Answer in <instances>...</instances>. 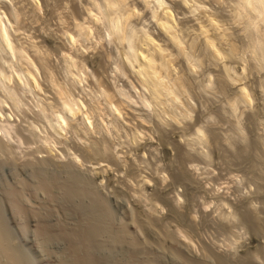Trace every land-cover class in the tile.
Returning a JSON list of instances; mask_svg holds the SVG:
<instances>
[{
	"label": "rangeland",
	"instance_id": "1",
	"mask_svg": "<svg viewBox=\"0 0 264 264\" xmlns=\"http://www.w3.org/2000/svg\"><path fill=\"white\" fill-rule=\"evenodd\" d=\"M165 1L174 5L177 28L185 26V41L197 35L202 9L192 13L179 7L180 0ZM205 1L210 9L226 8L223 0ZM94 4L96 0H0L9 35L24 50V56L17 54L9 63L0 50V66L9 71V64L25 65L35 74L31 84L18 77L8 81L17 104L0 85V264H77L86 245L82 231L95 235L93 243L102 249L97 254L108 258L106 263L118 264L126 250L113 244L112 235L125 229L128 238L143 245L140 218L151 220L174 238V247L197 259L218 254L230 264H264V70H249L243 79L252 91V102H243V83H221L223 77L209 61L190 66L167 36L159 35L161 45L175 51L174 71L184 74L186 85L178 99L153 103L135 70L123 68V45L102 21L93 22ZM145 5H138L133 25L160 34ZM76 19L95 25L91 37L78 44L69 37ZM88 54L94 59L97 54L99 62L92 58L97 64L89 65ZM61 88L83 106H75L77 114L60 133L50 120L62 109ZM111 100L120 109L112 110ZM98 208L106 223H99ZM154 243L140 247L139 257H161V264H170L168 250L165 254Z\"/></svg>",
	"mask_w": 264,
	"mask_h": 264
},
{
	"label": "bare ground",
	"instance_id": "2",
	"mask_svg": "<svg viewBox=\"0 0 264 264\" xmlns=\"http://www.w3.org/2000/svg\"><path fill=\"white\" fill-rule=\"evenodd\" d=\"M141 1L144 2V4H142ZM141 1H140L141 2L140 3L139 1H136V0L135 1L134 0H132V1L131 0H96V6L97 7L95 6V4H94V6H95V8L98 9L97 12L99 11V14L96 12V14L94 15V12H93L94 16L92 17V20H93V22H95V20L99 21L100 24H101V21H102V23L104 25L103 28L106 30V32H108L109 35L113 36V38L115 40H117V41H115L116 43L118 42V43H121L123 45V48H122L123 49L122 50L123 53L122 54L124 56L123 58H125V59H123L124 63L122 62L123 63V68L129 69V71L132 70V69L135 70V73L138 75L137 77H139L138 79L140 80V82L143 84L144 87H146L151 92L153 103L155 101L156 104L157 103H160V104L165 103L166 104L167 101L169 102V100H170V102L172 100L173 101L176 100V98L178 97L179 93L180 92L182 93V90L184 89V87L186 85V78H185L184 74H179L178 72L176 73L174 71L175 70V68H174V65H175L174 64V59L175 58L173 59V56H174L173 53H175V51L173 53L172 52L170 53V51H172V50L169 51L170 46L174 47L173 49L174 50L176 49V52H178L180 54V56L184 57V59H186V61L188 62V64H190V66H193L195 68L199 67L201 64H203V62L209 61L210 66H212L211 68L215 72L217 70L219 71L218 73H220L221 76L223 77V78H220L221 79V83L225 81V85H226V82L227 83L230 82V84H236V83L238 84V82H240L242 84L243 81H244L243 79H247L245 77H248L247 74H250L252 71H253L252 73H254L255 70H257L259 72L262 70V72H263V70H264V0H223V2L226 3V8H225V6L221 5V6H223V8H221V9H218V8H216L214 6H213L214 8L210 9L208 7V5H207V1H205V0H180V1L178 0L179 3H180L179 7H181L183 5L184 8L185 7L188 8L189 12L194 13L195 11H198L199 9H202L201 10V15L202 14L203 15L201 17L199 16L197 18V19H200L199 22H201L200 25H199V30H197V31H199V33L197 35H195V36H192L187 41H185L186 40L185 39L186 38V36H185L186 34L182 35L185 26L181 25L182 27L179 26L180 28L178 29L177 26L175 25L176 24L175 22H177L178 20L176 21L177 17H176V14H175L174 10H173L174 8H171V6H174V5L170 4L171 5L170 6L168 4L166 6L167 1H165V0H156L157 1L156 3H154L155 0H141ZM94 3H95V1H94ZM151 3H154L153 6H151ZM145 4L147 6H149V8H151L152 17L156 19V22H157V24H158V26L160 28V34L158 33V34H155V36H154L153 33L147 31L146 29H141V28L139 29L137 27V25L136 26L133 25V23L131 21L132 20L131 19L132 16H135L139 12V10H141L139 8L140 6H138V5H143L144 6ZM221 4H222V2H221ZM146 5H145V8H146ZM94 6H92V7H94ZM159 8H162L160 10L161 12H159ZM36 11H37V9H36ZM136 11H137V13H136ZM176 11H177V14H178L179 10H176ZM185 14H186V12H185ZM59 16H60V14H59ZM88 16H89V14H88ZM89 18H91V17H89ZM77 22H78V20H77ZM88 22H90V21H88ZM90 24H92V23L91 22L90 23L78 22L76 24V28L73 25L74 28H72V29H74V30H72L73 32H71L70 35H69L71 43H75L76 42L78 44V41H80V38L91 37L90 35H92L93 26H95V25H90ZM183 25H184V23H183ZM68 26H70V25H68ZM7 27L8 26H6L4 24V21L2 20V16L0 14V50L3 51L5 53V55H6V56L4 55L5 56V59H4L5 62L9 63L12 60H14L13 59L14 56L17 57V54H20V57L24 56L23 55L24 53H22L24 50H23L22 47H20V46L18 47V45L16 46L13 43V39H11L12 36L9 35L10 31L8 32L9 28H7ZM150 31H152V30H150ZM104 33L103 34L100 33L101 34L100 36L104 35ZM48 34H50V33H48ZM65 34H67V31L65 32ZM60 35H62V34H60ZM159 35H160V37H166L167 36L166 40H167V42L170 41L168 44H171V45L169 47H166L165 44L161 45V42H159L160 41ZM156 36L159 37V40H157L158 37H156ZM65 38H66V36H65ZM51 39H52V41H54L53 38H51ZM67 39H68V37H67ZM168 44H166V45L168 46ZM45 46H46V44H45ZM37 52H38V50H37ZM90 56L91 55L88 54V56H87L88 58H85L89 65H90V63H92V62L94 63L95 62L94 60L96 59L97 54L94 55L95 59L92 56L91 57ZM92 58L94 59L93 61H92ZM178 58H179V56H178ZM72 60H74V59H72ZM36 62H38V61H36ZM75 63L76 62L74 60V61H72L71 65H76L77 63L76 64ZM44 64H46V63H44ZM13 65H15V64L13 63ZM13 65L9 64V67L13 68L12 70H9V71L7 70L8 68H6V66L5 67L4 66H0V85H2V87H5L6 89H8V94L10 95V99H13V101L16 102V104H17V102H19V100L17 98L18 96L16 97L15 92L12 89H10V87H8L9 86L8 85V81H12L11 80L12 78L13 79L15 78V80H16V77H18L21 80L25 78L27 80V82H29V81L32 80L31 78H34L35 74L33 73L34 70L32 71V69H30L28 67L24 68L25 65H24L23 68L21 66L20 67L19 66L15 67ZM16 65H17V63H16ZM238 65L239 66L241 65V67H238ZM47 67H49V66H47ZM85 67H86V65H85ZM97 72H99V71H97ZM86 75H88V74H86ZM263 75H261L260 78H264ZM254 76H256V74ZM210 79H211V77H210ZM262 80H263L262 83H264V79H262ZM18 82H20V81H18ZM24 82H26V81L24 80ZM35 82H36V80H35ZM29 83H27V84H29ZM247 83L248 82L243 83L240 86V94L241 95L238 94V95H240L241 98L242 97L244 98V99L242 98L243 102H244L245 99H247V101L250 100V93L252 92V91H250V92L248 91L249 89H247V86H246ZM212 85H213V83H212ZM247 85L250 86L249 83ZM63 86L60 85V87H63ZM251 87H253V86H251ZM57 88H58V86H57ZM59 91H60V95L62 96V99H63L62 106H61L62 109L60 108L61 111L57 110V113H55V114L53 112L54 117L51 118V120H50L51 124L50 123L49 124L52 125V127L54 128V131L56 130L57 132L61 133V130L65 129L64 128V124L67 125V121L69 119L71 120V117L74 114H77V113H75V106H77V107L79 106L78 109H80V107L83 106V105L81 104V101L79 99L72 97V95H71L72 93L68 94L69 92H67L64 88H61ZM255 91H253V92H255ZM105 93L106 92H104V94ZM181 93H180V95H181ZM253 94L255 95V93H253ZM253 94H251V95H253ZM238 95H236V96L238 97ZM112 96H111V98H112ZM102 97H103V95H102ZM109 98H110V96H109ZM251 98H253V96H251ZM2 100L0 99V103H1L0 105L1 106H2ZM112 100L109 101V103L111 105L110 108L112 110L120 109L118 107V105H114L115 102L112 101ZM148 101L149 100H147V102ZM148 103H151V101H149ZM159 105H157V106H159ZM230 105H231V103H230ZM78 109H77V111H78ZM112 110H111V112H112ZM85 113H87V112H85ZM82 116H84V115H82ZM166 143H168V142H166ZM182 176H184V175H182ZM96 211H98V210H96ZM100 211L101 212H99L100 213L99 223L104 221L103 217H107V216H104V212H102L103 210H100ZM101 216H102V220H100ZM146 219H148V218H146ZM146 219L145 218L144 219L140 218V220H138L139 221V226L141 225L140 227L142 229H140V228L137 229V230H140V231L142 230L145 233V235H146V236L142 237L145 246H143L144 244L142 245L141 242H140V244H138L139 241H137V240L135 241V238L134 239L132 238L133 240L128 238L129 236L127 237V233L125 232V229L122 232L119 231L116 234L113 233V235H112V233L108 232L109 234H111L113 236V241H112L113 244L117 245V246H122L126 250L125 252L120 250L121 252H124V258H123V260H121V262L119 261L118 264H161L163 259L161 260L160 255H159V257H160L161 262H159L160 261L159 259H158L159 261L156 260V259L154 261L151 258L149 259V257L147 259L146 255H145L146 259L139 257L141 255L140 251L143 250V249L140 250L141 249L140 247H144V248L146 247L147 248L148 245L150 246V242H152V243L155 242L157 245L154 243L153 246L156 245L160 250H164V251L168 250L169 258L171 259V262H169L170 264H230L229 260L227 261L226 258H224L222 256H217L218 254L217 255H215V254L205 255L204 257H201V258H198V259L195 258V257L189 256V254H187L186 251H184L182 248H178L179 246L177 244H176L177 248L174 247L175 246V242H174V246H173V243L170 242L172 239L170 240V237L168 236L169 234L167 235L166 233H163L161 230H160L161 231L160 232L158 230V227L156 228V225H154L155 223L153 224L151 220H150L151 221L150 222L149 220H146ZM93 220L94 219H92V221ZM109 221H108L107 224L110 223ZM140 221H141V223H140ZM184 221H185V219H184ZM106 222L107 221H105L103 223H106ZM88 225L89 224H87V226ZM95 225H97V224H95ZM94 226L92 225V227H94ZM97 226H96V228H97ZM137 226H135V228H138ZM88 227L91 228L90 226H88ZM102 227H103V225H102ZM104 227L108 228L106 230L111 231V229H109V226L106 225ZM93 229H89V230H92L91 232H94V230H95V232H96V229H94V230ZM97 229H98L97 232L100 231L99 227ZM83 232L84 231H82V238L81 239L82 240L84 239L83 242L86 243V245L84 246L85 247L84 248L85 251L83 250V252H84V253L82 252L83 254L81 253L79 256L77 255V257H79V258H76L78 260L75 259L77 264H105L108 261V258L107 259H103L105 257L99 256L100 254L97 252V249L98 248L100 249V247H98L99 245H97V244L95 245L94 244L96 242L93 243V241L95 240L94 238H96V237H94L95 235H92V233H90V231L84 232V233ZM137 232L140 233V236H141L142 233L139 232V231H137ZM78 235L79 236L81 235V231L79 232ZM112 236H111V238H112ZM172 238H173V236H172ZM81 239L78 238V240H80V244L78 242L77 243L79 245L83 246V244H81V243H83V242H81ZM149 239H150V242H149ZM173 240H174V238H173ZM169 242L172 245L168 244ZM140 245H142V246H140ZM167 245H170V247L173 246L174 248L172 247L170 249V247L167 246ZM166 247H169V249L166 248ZM82 248L83 247H81V250H82ZM112 248H113V246H112ZM154 248H156V247H154ZM72 250H74V249H72ZM100 250H102V249H100ZM100 250H99V252H100ZM165 254H167L166 251H165ZM110 255H111V253H110ZM106 264H108V263H106ZM116 264H117V262H116Z\"/></svg>",
	"mask_w": 264,
	"mask_h": 264
}]
</instances>
